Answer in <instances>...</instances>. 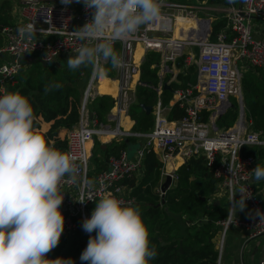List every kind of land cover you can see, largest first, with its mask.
<instances>
[{"label": "built area", "instance_id": "obj_1", "mask_svg": "<svg viewBox=\"0 0 264 264\" xmlns=\"http://www.w3.org/2000/svg\"><path fill=\"white\" fill-rule=\"evenodd\" d=\"M220 7L226 21L223 28L213 34L208 19L196 16L202 7L191 0H162L159 20L142 27L130 39L117 42L123 63L114 68L116 91L103 122L87 107L97 96V73L91 68L80 99L78 119L65 132L63 152L76 158L78 173L75 182L69 179L60 186L63 194L60 211L64 216L61 236L74 232L78 226L82 228L83 220L89 215L88 206L92 204L94 209L95 201L104 195L111 193L124 205L133 206L135 199L129 195L131 187L124 180L141 175L142 160L148 152H152L161 164V181L166 175L170 182L177 180V167L171 166L174 157L183 164L190 157L202 155L210 164L212 175L229 199L225 218L214 222L219 229L218 255L223 235L230 225L242 228L247 239L264 234V208L252 184V169L258 161L241 152L244 146H264L245 144L238 149L239 142L254 133H260V139L264 140V129H251L252 121L242 117L240 86L245 68L264 70V37L250 22L258 19L264 24V0H238L237 5L227 0ZM10 13L13 23L0 28L5 38L0 46V93L9 92L8 87L24 60L36 59L46 65L74 55L79 42L70 32L82 27L92 15L91 10L84 8L82 0L81 3L73 0L67 6L61 0H11ZM29 23H34L37 30L32 39L22 37L18 31ZM148 53L157 55L151 68L156 67L159 72L172 68L185 72L192 66L195 77L171 92V105L181 110L179 117L167 120L162 114L164 108L156 99L150 130L123 129L119 115H126L134 102L133 88L139 83L140 65ZM177 58H182L180 67L176 66ZM105 63L101 61L100 72ZM160 89L158 82L154 87L157 95ZM229 97L235 100L238 116L230 127L219 129L215 122L230 107ZM93 135L96 139L108 136L103 143L123 137L138 140L131 156L122 148L108 157L106 168L92 174L89 157ZM156 192L159 197L163 196L159 187ZM235 194L244 200L247 208L242 217H233L231 213ZM87 235L89 238L90 234ZM215 264H218V257ZM256 264H264V259Z\"/></svg>", "mask_w": 264, "mask_h": 264}, {"label": "clouds", "instance_id": "obj_2", "mask_svg": "<svg viewBox=\"0 0 264 264\" xmlns=\"http://www.w3.org/2000/svg\"><path fill=\"white\" fill-rule=\"evenodd\" d=\"M72 2L61 0L65 6ZM82 3L92 15L82 27L70 32L79 42L75 54L67 59V66L73 71L91 67L99 74L101 61L113 68L121 67L123 59L116 43L130 39L142 27L161 18L162 0ZM18 31L22 37L32 39L37 30L34 23H29ZM61 87L62 84L53 82L45 85L44 91ZM35 119L26 96L18 92L0 93V264H74L71 258L53 260L46 255L58 246L64 230L60 186L69 179L76 181L78 164L75 157L57 150L38 134ZM260 135L254 133L239 142L238 149L245 144L264 146ZM252 174L256 181L264 180V167L257 164ZM244 207L242 200L238 210ZM82 229L90 234L80 255V260L87 264H150L157 256L139 209L124 205L111 193L95 201Z\"/></svg>", "mask_w": 264, "mask_h": 264}, {"label": "trees", "instance_id": "obj_3", "mask_svg": "<svg viewBox=\"0 0 264 264\" xmlns=\"http://www.w3.org/2000/svg\"><path fill=\"white\" fill-rule=\"evenodd\" d=\"M219 1L224 3V0ZM10 9L11 0H0V28L13 23ZM224 23V18L215 20L214 31L223 28ZM115 47L117 50L118 45ZM59 59L65 62L61 67L55 66V63L45 65L36 59L24 60L15 76V84H10L8 89L9 92H18L29 99L36 117L34 129L57 150L63 152L65 131L78 119L83 81L89 71L88 67L70 70L67 66L68 58ZM156 61V54L148 53L140 65V80L148 84L135 85L134 102L127 111L130 119L134 121V131L145 132L152 127L151 113H145L139 105H152L156 99L155 90L152 88L157 82L156 68L149 67ZM181 62L182 58H177L176 66L180 67ZM103 72L106 76L114 74L113 71L110 74L105 70ZM176 77L182 86L185 82L194 80V71L190 66L185 72L180 71ZM53 82L62 84V87L45 93V85ZM174 86L176 85L171 84L168 89L161 91L160 99L163 104L167 102ZM241 90L245 115L254 121V129H264V70L249 68L243 73ZM111 105L112 99L107 95H97L87 103L89 111L102 122L105 121ZM180 115L181 110L173 109L167 117L171 119ZM235 115L233 112L229 121L220 116L215 125L219 129L230 127ZM137 140L133 137H123L119 141L112 140L103 144L97 142L101 150L100 153H91V167L93 163L97 172L103 170L110 155H116L120 149L135 145ZM241 152L256 159L264 158L262 148L244 146ZM160 166L152 152H148L143 157L142 173L136 183L133 179L124 180V183L131 187L129 195L135 199L133 207L139 209L148 229L150 246L155 247L157 251L156 258L150 264H215L218 254L212 239L218 226L214 222L225 218L226 208L220 204L207 205L218 182L211 173L210 164L202 155L187 159L176 170L175 184L168 188L162 197H159L155 190ZM96 171L92 168L91 173ZM88 208L90 218L92 204ZM91 235L94 237L96 233ZM88 239L87 233L78 226L74 232L61 236L58 246L50 252L48 259L71 258L74 264H87L80 260V255L86 248Z\"/></svg>", "mask_w": 264, "mask_h": 264}, {"label": "crops", "instance_id": "obj_4", "mask_svg": "<svg viewBox=\"0 0 264 264\" xmlns=\"http://www.w3.org/2000/svg\"><path fill=\"white\" fill-rule=\"evenodd\" d=\"M191 2L195 3L197 6L202 7V9L197 10L196 16L199 17V18H207L209 23H210V27H211L212 33L214 34L215 32H217V31H214V29H213L214 28V24H215V18H217V16L215 15V11H217V10H215V9L217 7H220L221 4H223V5L226 4L227 0H224V3L219 1V0H191ZM237 3H238V0H234L233 4L237 5ZM212 36H211V38H212ZM261 36L264 37V35H261ZM150 65H149V67H150ZM152 68H156V67H152ZM180 71L177 68H175V69L172 68L170 70L163 71V72L157 71V68H156V71H155L156 76H157L156 84L158 82L161 83V89L158 91L159 93H158V95L156 94L155 98L159 99L161 106L164 108L162 114L169 121H172V120H174L176 118L168 119L167 115L170 114V112H172L173 109H176V110H178V109L175 107V105H171V103H172L171 95L168 98L167 102L165 104H163L161 102V99H160V94H161V91L164 89L163 85H167L168 87H170L171 84H175L176 86H174V88H176V87L181 85V81L178 80L177 77H176V75ZM100 73H101V75L104 78L110 80V82H108L106 85H103L102 87L99 88V90L101 92L100 93V92L97 91V86H98V82L97 81L98 80L96 79L95 90L97 92V95H107L111 99H113L115 93H114V95L111 94L113 92L112 84L114 82V87H115L114 91H116V79L104 76L103 75V70ZM98 75L99 74H97V78H98ZM194 77H195V74H194ZM138 80H139V82L141 81L140 80V74L138 76ZM138 84H140V83H138ZM156 84H155V86H156ZM140 85H142V84H140ZM240 86H241V82H240ZM154 87H152V88L154 89ZM133 89H135V85H134ZM172 90H173V88H171L170 92H172ZM106 91H109L110 93H107ZM155 93H156V91H155ZM156 99H155V101H156ZM155 101H154V103H155ZM154 103L152 105H149V106H151V110L149 112V113H151V115H152V110H153ZM241 105H242V111H243L244 118L245 119H249V118H246V115H245V111L246 110H245V105H244L243 100H242V95H241ZM236 108H237V106H236ZM125 117L128 118L129 124H126V122L123 120V125L120 124L121 127L123 129H129V128L132 129V125H133L134 121L132 119H130L128 114H126ZM152 119H153V115H152ZM249 120L252 121V124H250V128L254 129L253 120L252 119H249ZM124 124H126V126ZM221 129H223V128H221ZM90 145H91V148H92L93 141H92V143ZM130 146H133V145H129L128 147H124V148L128 149ZM262 149H264V148H262ZM89 161H90V157H89ZM257 161H258V164H260L262 167H264V158H258ZM175 162H176L175 166L177 167L176 168V170H177L178 167L180 165H182V164H181V162L179 161V159L177 157H174L172 159V164H171L172 167L174 166ZM90 168L92 170L93 165H92V167L90 165ZM159 171H160V169H159ZM96 173H97V171H96ZM92 174H95V172L92 173ZM131 179H133L134 183H136V181L139 178H138V176L137 177L134 176ZM162 181H161V178H160V175H159L158 184H157V187L155 188V190L159 187V185H160V183ZM175 182L176 181L170 182L169 183V188L172 187L175 184ZM252 184H253L255 193H256L257 197L260 199L262 207L264 208V180L256 181L254 179V177H253ZM241 201H242V199L237 194H235L233 196V199H232V202H231V213L234 212V214H232L233 217H242L246 213V210H247L246 205H245V207H244V209L242 211L238 210L239 209V204H240ZM208 204H212V205L220 204L222 206H225L226 213H227V209L229 207V199H228V196H227V193H226L225 189L223 187L219 186L218 182H217V187L215 188L213 194L211 195V198L208 199L207 205ZM206 208H207V206H206ZM218 234H219V229H217V235ZM212 241H213V243L215 245V248L217 250L216 246H217L218 239H216V235L213 237ZM260 259H264V234L260 235V236H257V237H254V238L247 239L246 238V233H245V231L242 228H239V227H236V226H233V225L228 226L227 229L225 230L224 235H223L222 245H221V249H220V252H219V255H218V264H256L257 261L260 260Z\"/></svg>", "mask_w": 264, "mask_h": 264}, {"label": "rangeland", "instance_id": "obj_5", "mask_svg": "<svg viewBox=\"0 0 264 264\" xmlns=\"http://www.w3.org/2000/svg\"><path fill=\"white\" fill-rule=\"evenodd\" d=\"M215 15L217 16V18H215V20H217V19H225V16H224V13H223V11H222V7H220V9H218L217 11H215ZM250 22H251V24H252V26L254 27V28H257V30L259 31L258 32V34H260V35H264V24L260 21V20H258V19H251L250 20ZM0 39H1V44H0V46H2L4 43H5V38H4V36L2 35V34H0ZM65 58V57H64ZM156 59H157V55H156ZM58 61H60V59L58 60ZM57 61V62H58ZM56 61H54V63L56 64L55 66H58V67H61V66H63L64 65V61L63 62H61L60 61V63H57ZM239 64V63H238ZM192 67V66H191ZM102 69H103V71L105 70L107 73H112V71L114 72V74H112V75H107V77H111V78H115V71H114V68L109 64V63H105V64H103L102 65ZM192 69H193V67H192ZM249 69V67H247V68H245L244 69V71H243V73H245L247 70ZM88 75L85 77V80L83 81V90H84V88H85V84H86V82H87V79H88V76H89V74L91 73V67H88ZM243 73H242V75H243ZM101 74V73H100ZM106 73L105 72H103V75L104 76H106L105 75ZM82 75H84V73L82 74ZM13 83L15 84V80L13 81ZM97 88H98V86H97ZM83 90H82V92L81 93H83ZM242 91V90H241ZM107 93H110L109 91H106ZM242 93H243V91L241 92V95H242ZM112 94V93H111ZM112 95H114V94H112ZM81 96H82V94H81ZM229 101H230V103H231V107H228L226 110H225V112L221 115V117H223L224 119H227V121H229V120H231V118H232V116H233V112L236 114L235 115V119L237 118V116H238V111H237V108H236V103H235V100L232 98V97H229ZM245 114H246V111H245ZM242 117H244V115H242ZM246 118H248L247 116H246ZM235 119H234V121H235ZM233 121V122H234ZM253 123H254V121H253ZM233 124V123H232ZM254 125H255V123H254ZM107 139V138H106ZM103 140H105V139H102V138H99V139H96V136L95 135H93V145H92V148H91V153H100V146H99V144H103ZM99 144H98V143ZM134 148H135V146L133 145V146H130L128 149H127V155L128 156H131L132 154H133V150H134ZM90 162L91 161H89V166H90ZM92 165H93V170H96V166H95V164H93L92 163ZM92 171V170H91ZM215 235H216V239H218V237H219V234L217 235V232L215 233ZM214 235V236H215Z\"/></svg>", "mask_w": 264, "mask_h": 264}, {"label": "water", "instance_id": "obj_6", "mask_svg": "<svg viewBox=\"0 0 264 264\" xmlns=\"http://www.w3.org/2000/svg\"><path fill=\"white\" fill-rule=\"evenodd\" d=\"M69 56H72V55H66L65 58H69ZM140 84L142 85H146L148 84L147 82H144V81H140L139 82ZM163 88L164 89H168L169 87L167 85H163ZM140 108L145 112V113H149L150 110H151V106L149 105H145V104H140L139 105ZM231 106V105H229ZM242 113V112H241ZM243 114V113H242ZM169 183H170V177L168 175H166L163 179V181L160 183L159 185V190L164 194V192L169 188ZM203 222V221H201Z\"/></svg>", "mask_w": 264, "mask_h": 264}, {"label": "bare ground", "instance_id": "obj_7", "mask_svg": "<svg viewBox=\"0 0 264 264\" xmlns=\"http://www.w3.org/2000/svg\"><path fill=\"white\" fill-rule=\"evenodd\" d=\"M97 82H98V88H97V91L98 92H100V90H99V88L100 87H102L103 85H106L108 82H110V80H108V79H106V78H104L100 73H99V75H98V78H97ZM113 82V81H112ZM112 86H113V92H112V94H114L115 93V91H114V89H115V87H114V82H113V84H112ZM101 93V92H100ZM123 120L126 122V124H129V120H128V118L127 117H125V115H123L122 113L119 115V123L121 124V125H123ZM126 124H124L125 126H126ZM102 139H106V138H108V136H103V137H101ZM174 165H176V162L174 163Z\"/></svg>", "mask_w": 264, "mask_h": 264}]
</instances>
